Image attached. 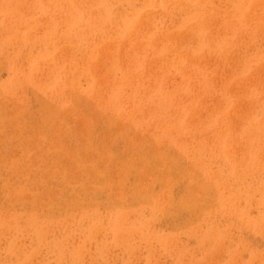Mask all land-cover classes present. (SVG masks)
Returning <instances> with one entry per match:
<instances>
[{
    "label": "rangeland",
    "instance_id": "rangeland-1",
    "mask_svg": "<svg viewBox=\"0 0 264 264\" xmlns=\"http://www.w3.org/2000/svg\"><path fill=\"white\" fill-rule=\"evenodd\" d=\"M261 3L0 0V264H264Z\"/></svg>",
    "mask_w": 264,
    "mask_h": 264
},
{
    "label": "bare ground",
    "instance_id": "bare-ground-1",
    "mask_svg": "<svg viewBox=\"0 0 264 264\" xmlns=\"http://www.w3.org/2000/svg\"><path fill=\"white\" fill-rule=\"evenodd\" d=\"M212 5V2H211V4H210V10H211V13H213V14H215L216 15V12H217V10H216V7L214 8V6H211ZM260 5H264V0H262V3L260 4ZM164 6V5H163ZM217 6H219V5H217ZM166 7H168V5L166 6ZM148 10V9H147ZM205 11V10H204ZM169 12H170V10H169ZM218 12H221V11H219L218 10ZM258 13V12H257ZM144 14V13H143ZM123 15V14H122ZM215 15H213V16H215ZM145 16V15H144ZM227 16V15H226ZM121 17V16H120ZM220 17V16H219ZM225 17V16H224ZM207 19V18H206ZM208 20V19H207ZM199 21V20H198ZM211 21H212V18H211ZM118 22V21H117ZM144 22V21H143ZM202 23V22H201ZM204 24V23H203ZM203 26V25H202ZM227 26V25H226ZM246 29V28H245ZM163 30V29H162ZM261 31V30H260ZM260 31H256V32H253V35L252 36H259L260 34H261V32ZM215 32V31H214ZM161 35V34H160ZM165 35V34H164ZM179 35V34H178ZM177 35V36H178ZM180 36V35H179ZM182 36V35H181ZM162 37V36H161ZM179 38V37H178ZM237 38V37H236ZM174 39V41L171 39V41H169L168 43H165L164 45H165V47H166V49H171L172 47L174 48L175 47V49H176V44H177V41H178V39L175 37V38H173ZM180 39V38H179ZM244 39H246V38H244ZM253 39V38H252ZM181 40V39H180ZM241 45V44H240ZM121 46V45H120ZM233 46H238V42L237 41H234V43H233ZM122 48V47H121ZM171 50H173V49H171ZM169 51V50H168ZM176 51V50H175ZM33 53V52H32ZM242 53V52H241ZM190 56V55H189ZM189 56H188V58H189ZM191 59V58H190ZM188 60L189 59H186V61H185V63H187L188 62ZM195 61H197V59H194ZM231 62V61H230ZM23 65V64H22ZM97 72V71H96ZM258 74V73H257ZM257 74H253V75H251L250 77H252V78H250V80H252ZM50 77V76H49ZM101 77V76H100ZM247 78V77H246ZM247 80V79H246ZM232 81V80H231ZM253 81V80H252ZM257 81V80H256ZM225 82H226V80H225ZM228 82V81H227ZM229 82H230V80H229ZM224 83V82H223ZM227 84V83H226ZM254 84V83H253ZM226 86V85H225ZM97 87V86H96ZM237 95V94H236ZM172 99V98H171ZM174 103H175V101H174ZM233 105V104H232ZM201 106V105H200ZM232 108H235V106L233 105V106H231ZM230 107V108H231ZM251 108V107H250ZM249 108V105H248V107H247V109H250ZM236 109V108H235ZM245 109V108H244ZM247 109H246V111H247ZM90 110V109H89ZM232 110V109H231ZM240 112V111H239ZM250 114V113H249ZM248 116V115H247ZM219 119V118H218ZM190 120H192V119H190ZM264 120V119H263ZM233 121V120H232ZM77 122V121H76ZM190 121H188V123H189ZM192 122V121H191ZM52 123H53V121H52ZM110 123V122H109ZM76 125V124H75ZM112 125V124H111ZM96 126V125H95ZM68 127V126H67ZM262 128H264V125L262 126ZM113 134V133H112ZM114 135V134H113ZM105 137V136H104ZM234 140V139H233ZM234 142H235V140H234ZM125 143V142H124ZM132 143V142H131ZM151 145V144H150ZM140 146V145H139ZM153 146V145H152ZM147 147V146H146ZM155 148H156V146H155ZM152 149V148H151ZM128 150V149H127ZM153 150H154V148H153ZM123 151V150H122ZM152 151V150H151ZM154 151H156V150H154ZM157 152V151H156ZM130 153H132V152H130ZM154 153V152H153ZM175 154V153H174ZM125 155V154H124ZM88 156H90V155H88ZM136 156H137V154H136ZM108 160V159H107ZM113 160V159H112ZM167 159H165L164 158V161H166ZM107 162V161H106ZM109 162V161H108ZM146 162V161H145ZM110 163H112V162H110ZM147 163V162H146ZM163 163V162H162ZM166 163H167V161H166ZM173 163V162H172ZM179 163V162H178ZM134 164H136V163H134ZM143 164V163H142ZM169 164V163H168ZM168 164H166V165H168ZM180 164V163H179ZM112 165V164H111ZM113 165H116V164H113ZM164 166H165V164H163ZM180 165H182V164H180ZM179 165V166H180ZM109 166V165H108ZM137 167H138V165H136ZM183 166V165H182ZM100 167V166H99ZM99 167L97 168V169H99ZM171 167H173V166H171ZM101 168H102V166H101ZM135 168V167H134ZM180 168V167H179ZM104 169V168H103ZM107 169V168H106ZM132 169V168H131ZM102 170V169H101ZM105 170V169H104ZM118 170V169H117ZM133 170V169H132ZM139 170V169H138ZM148 170V169H147ZM175 170V169H174ZM113 171V170H112ZM131 171V170H130ZM151 171V170H150ZM136 172V171H135ZM141 172V171H140ZM162 172V171H161ZM179 172V174H182V173H185V174H188L189 173V168L188 169H186V168H182L181 169V172L180 171H178ZM137 173V172H136ZM135 173V174H136ZM147 173V172H146ZM112 174H113V172H112ZM134 174V175H135ZM140 174V173H139ZM158 174V173H157ZM173 175V174H172ZM105 176V175H104ZM124 176V175H123ZM139 175H138V173H137V177H138ZM143 176H145L144 174H143ZM142 176V178H144ZM148 177H149V174L147 175ZM151 176V175H150ZM153 176H154V174H153ZM64 177V176H63ZM62 177V178H63ZM140 177H141V175H140ZM147 177V178H148ZM157 177V176H156ZM129 178V177H128ZM133 178V177H132ZM131 178V179H132ZM169 178V177H168ZM175 178H176V176H175ZM181 178V177H180ZM107 179H108V176H107ZM106 179V180H107ZM117 179V178H116ZM154 179V178H153ZM123 180V179H122ZM126 180V179H125ZM138 180H139V178H138ZM143 180V179H142ZM147 180V179H146ZM150 180H152V179H150ZM162 180V179H161ZM160 180V181H161ZM231 180V179H230ZM107 181H109L108 182V184H110V186L112 185V186H114V187H116V185H115V182H113V181H111V180H107ZM132 181V180H131ZM130 181V182H131ZM176 181V180H175ZM184 181H185V179H184ZM116 182H117V180H116ZM140 182V181H139ZM143 182V181H142ZM151 182V184L153 185V183H152V181H150ZM156 182H157V180H156ZM180 183V182H179ZM183 183V182H182ZM193 184H195V182H192ZM235 183V182H234ZM130 183H128V185H129ZM142 184V183H141ZM161 184H163V182L161 183ZM175 184H176V182H175ZM188 184V183H187ZM191 184V183H190ZM213 185V184H212ZM209 185L210 187H207V188H205V190H204V192H205V199L206 198H209L210 196H209V193L211 192V191H216L217 190V187L215 186V185ZM228 185H229V183H228ZM188 186V185H187ZM191 186V185H190ZM230 186V185H229ZM139 187H140V184H139ZM223 187L224 188H226L225 187V185H223ZM174 188V187H173ZM191 188V187H190ZM104 189V188H103ZM125 189V188H124ZM127 189V188H126ZM175 189V188H174ZM178 190H179V188H177ZM198 187L196 188V190H197V192H196V190L194 191V193L193 194H195V195H192V193L189 191V190H186L185 189V192L182 190V192L183 193H185V194H187L188 196H186L185 195V197L187 198V202L188 203H192L193 205H194V202H197L198 201V197H196V195H198L199 194V192H198ZM173 190V189H172ZM231 190V189H230ZM176 190H174L173 192H175ZM54 192V191H53ZM117 192H118V190H117ZM229 192V191H228ZM95 193V192H94ZM98 193V192H97ZM201 193V192H200ZM100 194V193H99ZM128 194V193H127ZM126 194V195H127ZM203 194V193H202ZM22 195V194H21ZM102 194H100V196H101ZM141 195V194H140ZM173 195H174V193H173ZM232 195V194H231ZM250 195V191L248 192V194H247V196H249ZM22 196H24V195H22ZM21 196V197H22ZM124 196V195H123ZM128 196V195H127ZM42 197H43V195H42ZM40 198V199H43V198ZM25 198V197H24ZM28 198H29V196H28ZM27 198V199H28ZM98 198V197H97ZM248 198V197H247ZM38 199H39V197H38ZM38 199L36 200V201H38ZM99 199V198H98ZM97 199V200H98ZM113 199V198H112ZM129 199V198H128ZM107 200V199H106ZM120 201V200H119ZM127 201V200H126ZM130 200H128V202H129ZM226 201V200H225ZM248 201H249V199H247V201H246V204L248 203ZM107 202V201H106ZM105 202V203H106ZM117 202V201H116ZM151 202V201H150ZM168 202V201H167ZM186 202V201H185ZM36 203V202H35ZM113 203V202H112ZM170 203V202H169ZM168 203V204H169ZM250 203V202H249ZM104 204V203H103ZM191 204V205H192ZM110 205V204H109ZM167 205V204H166ZM108 206V205H107ZM121 206H123V205H121ZM230 205L228 204L227 205V208L229 207ZM33 207V206H32ZM120 209V208H119ZM256 209V208H255ZM51 210V209H50ZM169 211V210H168ZM196 211V210H195ZM179 211H177L176 213H178ZM188 213V212H187ZM197 213H195V215H196ZM179 215V214H178ZM184 215V214H183ZM173 216H175V215H173ZM189 216H191V215H189ZM196 217H197V215H196ZM172 218L173 217H171V216H169V218L168 219H166L165 221H166V223H167V220H172ZM182 219L183 218H185L184 216H182L181 217ZM175 219V218H174ZM176 220H179V219H176ZM198 221V220H197ZM116 222H117V219H116ZM171 222V221H170ZM170 224H172V223H170Z\"/></svg>",
    "mask_w": 264,
    "mask_h": 264
}]
</instances>
